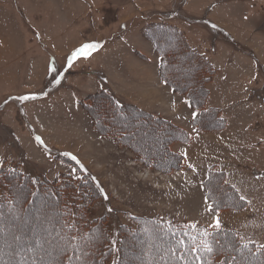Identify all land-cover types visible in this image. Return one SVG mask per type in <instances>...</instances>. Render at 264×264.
<instances>
[{
    "label": "rangeland",
    "instance_id": "1",
    "mask_svg": "<svg viewBox=\"0 0 264 264\" xmlns=\"http://www.w3.org/2000/svg\"><path fill=\"white\" fill-rule=\"evenodd\" d=\"M151 21L178 26L188 44L215 66L207 106L225 116L223 130L196 131L187 98L160 80L158 56L141 34ZM88 42L97 43V49L69 66L71 53ZM175 63L181 72L187 70L184 61ZM105 87L189 133L191 142L172 145L183 155L180 169L150 168L94 130L83 101ZM26 95L35 98L16 99ZM134 119L143 122L142 127L126 126L135 145L164 158V130L141 115ZM52 149L75 156L105 188L109 204L95 203L92 215L101 216L112 206L131 226L129 214L153 213L210 227L202 183L214 165L247 202L239 211L220 210V229L264 245V0H0V166L24 159L50 179L73 172L51 156ZM37 211V203L30 205L11 234L37 240L34 250L46 256L43 264H50L54 253L46 247L56 235L49 232L52 219L47 215L42 221ZM144 245L126 255H134L132 264L168 261L164 253H154L162 248L160 241L149 239ZM6 247L0 242L4 257Z\"/></svg>",
    "mask_w": 264,
    "mask_h": 264
},
{
    "label": "trees",
    "instance_id": "2",
    "mask_svg": "<svg viewBox=\"0 0 264 264\" xmlns=\"http://www.w3.org/2000/svg\"><path fill=\"white\" fill-rule=\"evenodd\" d=\"M141 34L153 45L158 56V73L162 83L172 93L185 96L190 109L195 112L190 121L192 127L204 133L223 130L227 125L225 116L219 108L207 106L208 83L216 73L215 66L188 44L185 33L176 25L151 21L141 29ZM175 61H184L183 69L187 70L181 72ZM83 108L99 135L128 149L136 160L159 170L180 169L183 166V155L176 152L172 145L189 143L192 138L186 130L162 114L143 110L123 100L109 87L89 94L83 101ZM112 111L120 114L126 124L113 116ZM136 115L147 119L152 127L164 130L161 147L164 158L155 156L153 152L149 156L135 145L136 140L127 132L126 126L134 123L143 126V122L134 119ZM49 153L54 159L71 165L73 172H60L50 179L43 169L25 164L24 159L10 166H0V242L7 245L6 257L0 250V264L45 262L46 256L34 250L37 240L11 234L18 228L17 218L27 217L28 209L34 203L38 205L37 218L45 221L48 215L52 219L49 232L56 235V241L46 247L54 253L50 264H132L134 255H126L132 247L142 246L143 249L144 242L149 239L161 242L162 248H155L154 253L162 252L168 257L164 264H264V249L253 242L241 241L235 230L212 229L203 224L168 219L153 213L129 214L134 224L131 226L120 221L117 210L112 206L101 216L92 215L95 203L101 202L105 207L109 204V195L97 176L86 165L73 159L70 153L58 149L49 150ZM202 187L205 196L210 198L208 203H218L219 211H239L247 206L245 199H240L237 189L227 182L225 172L214 165L210 167ZM205 230L211 233L207 239L213 252L207 254L203 249L191 251L194 246L199 247ZM190 237H195V240ZM245 243L247 248L243 247ZM197 256L201 259H196Z\"/></svg>",
    "mask_w": 264,
    "mask_h": 264
},
{
    "label": "snow or ice",
    "instance_id": "3",
    "mask_svg": "<svg viewBox=\"0 0 264 264\" xmlns=\"http://www.w3.org/2000/svg\"><path fill=\"white\" fill-rule=\"evenodd\" d=\"M98 47V44L95 43V42H88V43H84L82 45H80L78 48H76L72 53L71 55L69 56L68 58V63H69V66H71L73 60L77 59V58H80V57H84V58H87L89 55H91L92 51L96 50ZM51 71L55 72L56 69L55 67H52L51 68ZM57 83H59V81H57ZM165 83H167V81H165ZM35 96L32 95V96H23V97H18L16 99H19V100H28V99H34ZM36 140L38 142H40L41 144H43V141L40 137H36ZM73 159H76L75 156L72 157ZM83 167V166H81ZM101 191H103L101 189ZM106 198V197H105ZM209 197H205V201L208 202L209 201ZM240 199H244V197H240ZM207 210L209 212H215V216L213 217V223L212 225H210V227L214 228V229H220L221 228V221L219 219V205L218 203H208V207H207ZM192 227H195V225H192ZM211 235V233H209L207 230H205L203 232V236L202 238L200 239L199 241V247H193L191 249V251L193 252H198L200 251V249H203V251L207 254H211L213 252V247H212V244L209 242V240L207 239L209 236ZM191 239L195 240V237H190ZM181 243H183V241H180ZM247 243H245L243 245L244 248H247ZM262 249H264V245H261L260 246ZM196 259H201L200 256H197Z\"/></svg>",
    "mask_w": 264,
    "mask_h": 264
},
{
    "label": "bare ground",
    "instance_id": "4",
    "mask_svg": "<svg viewBox=\"0 0 264 264\" xmlns=\"http://www.w3.org/2000/svg\"><path fill=\"white\" fill-rule=\"evenodd\" d=\"M167 44V43H166Z\"/></svg>",
    "mask_w": 264,
    "mask_h": 264
}]
</instances>
